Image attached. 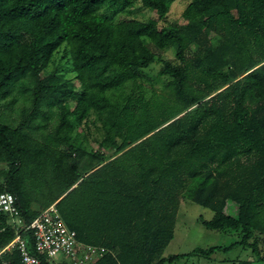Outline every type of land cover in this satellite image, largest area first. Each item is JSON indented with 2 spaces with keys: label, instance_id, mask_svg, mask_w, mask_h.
I'll return each instance as SVG.
<instances>
[{
  "label": "trees",
  "instance_id": "trees-1",
  "mask_svg": "<svg viewBox=\"0 0 264 264\" xmlns=\"http://www.w3.org/2000/svg\"><path fill=\"white\" fill-rule=\"evenodd\" d=\"M132 1L0 0V98L27 76L35 78L28 91L30 114H23L14 128L0 122V164L7 166L0 168V193L15 197L25 225L56 201L77 241L116 252L94 264H171L237 246L262 260L249 240L253 231L264 235V0H190L181 13L186 21L181 27L157 26L174 0H138L157 16L147 22L113 23L99 14L104 10L114 16L129 9ZM208 32L219 39L204 48L193 67L211 80L204 82L205 94L227 85L213 97L204 100L203 95L187 92L186 69L169 63L158 72L171 77L168 91L177 103L165 107L172 109L169 112L157 104L159 114H154L141 98L130 96L120 106L108 93L115 82L133 83L137 71L153 62L152 50L170 47L182 62L186 48ZM63 43L69 47L78 91L64 80L37 78ZM110 66L114 73H109ZM69 100L73 107L58 110V122L43 142L27 134L26 125L41 106L59 108ZM192 106L194 111L175 118ZM90 114L104 131L99 148L111 146L122 159L96 154L80 162L83 155L70 136V120L79 125ZM208 116L212 118L203 123ZM115 133L121 138L119 145L112 140ZM60 146L67 150H58ZM239 150L254 157L246 178L232 187L207 171L204 178L210 182L194 190L191 200L213 213L208 221L199 217L198 224L207 230L238 231L241 238L225 248L160 258L172 238L178 202L172 182L163 186L164 181L172 178L181 184L175 171L185 166L186 178H194L192 161L205 156L226 161ZM226 202L236 205L234 216L225 213ZM31 204L39 210H32ZM20 235L31 250L30 235ZM13 236L6 216L0 214V250ZM9 262L19 264L16 251L0 253V264ZM40 264L47 263L42 259Z\"/></svg>",
  "mask_w": 264,
  "mask_h": 264
},
{
  "label": "rangeland",
  "instance_id": "rangeland-1",
  "mask_svg": "<svg viewBox=\"0 0 264 264\" xmlns=\"http://www.w3.org/2000/svg\"><path fill=\"white\" fill-rule=\"evenodd\" d=\"M189 3L190 0H174L164 19L162 21H157V26L171 25L181 27L185 25L186 21L182 19L181 13ZM99 14L109 16L113 23L121 20L147 22L149 20L157 19L155 12L141 7L138 0H133L129 9L117 13L114 16H110V13L104 10L99 11ZM233 15L236 17L235 13H233ZM240 38L244 41V37ZM218 39L219 36H216L214 32H208L206 34L201 33L199 36V42H192L184 51V61L182 62L175 59L174 50L170 47L159 51L152 50L154 53L153 62L147 68L137 71L133 83L127 82L126 85L122 86L118 82H115V85L108 91V93L113 96L120 106L124 104L127 96H130L131 98H141L143 102L148 105V109L154 114H159V110L154 109L155 105L162 104L164 107L163 109H165V107H173L177 103H175V97L170 91H168V83L170 82L171 77L167 75L160 76L158 74L163 63H169L173 67L186 69L184 89L187 92L193 95H203L205 96L204 100H207L226 88L227 85L217 89L215 92L205 94L204 82L211 83V80L210 78L201 75L198 70L193 67V60L196 57L201 56L205 47L215 46ZM114 71L115 68L110 66L109 73H114ZM37 76L40 80L52 77L54 79L67 81L72 89L76 91L80 88L76 81L77 73L71 60L69 47L64 43L51 54L49 62L39 71ZM34 80V77L27 76L17 82L11 88V91L7 96L0 98V122L2 124L14 128L20 122L23 114L25 115L24 117L30 114L32 107L28 91L33 85ZM217 82L218 80L216 79V83ZM228 100L229 98H225V108L229 106ZM64 107L71 109L73 107V102L69 100L59 108L55 106H41L29 119L25 129L27 134L34 140L43 142L44 138L52 133L54 126L58 122V110ZM170 110L172 109H168V111L165 109L167 112ZM194 110L195 106H192L175 118L182 116L187 111L192 112ZM211 118L212 116H208L206 119L203 118V123L204 121H209ZM70 123L72 125L70 136L73 138L74 144L79 148L83 155L80 162L84 161L89 155L95 157L96 154H100L103 159L109 158V160H113L117 157L122 159V157L119 156L121 153L115 154L111 146L105 145L103 149L99 148L100 142H102L104 138V131L102 125L95 120V117L92 114L87 117L86 121H83L79 125L71 120ZM199 123H202V119L199 120ZM167 124L168 123L163 124L159 129ZM202 126L198 125V128L202 130ZM123 131L124 129L122 128L121 132ZM114 135L112 136V140L119 145L121 143V138H119L116 133ZM148 136L149 135L146 137ZM106 144L108 143L106 142ZM58 150L65 152L67 147L60 146ZM132 159L133 157L127 158L129 161H132ZM254 162L252 154H247L241 150L237 151L234 156L226 161H222L220 157L216 156H211V159L208 160V157L205 156L198 162H191L197 169V174L194 178H186V167L184 166L179 171H175V175L182 181L181 184L174 183L172 178H167L164 181L163 186H167L166 181L168 184H170V181L172 182L173 191L176 192L178 202L174 216L175 236L172 243L162 253V256H169L174 252H179V254L189 253L194 249L206 250L215 246L225 247L231 244L235 238L238 240L241 238L238 231L227 232V234H225L223 232L207 230L198 224L197 219L199 217L208 221L213 217V213L207 208L194 204L191 198L194 190L201 188L210 182V178L208 180L204 178V174L207 171H211L212 178L218 176L221 183H229L234 187L242 178H246V172L248 171L249 166L253 165ZM6 167L5 164L0 165V168L5 169ZM214 174L216 176H213ZM232 180H234V182ZM34 210L38 211L39 207L35 205ZM225 213L234 216L236 214V205L231 202H226ZM262 216L264 217V212L262 213ZM256 233L257 232L253 231L251 240H249L251 243H254L252 240H255V236H257ZM260 253L264 254V249H261ZM213 255L214 258L219 257L222 254L217 252ZM244 258L245 255L242 253L239 259Z\"/></svg>",
  "mask_w": 264,
  "mask_h": 264
},
{
  "label": "built area",
  "instance_id": "built-area-1",
  "mask_svg": "<svg viewBox=\"0 0 264 264\" xmlns=\"http://www.w3.org/2000/svg\"><path fill=\"white\" fill-rule=\"evenodd\" d=\"M0 214L6 216L14 234L0 253L16 251L19 264H40L42 259L47 264H94L105 255H115L113 248L77 241L74 230L60 213L56 201L39 210L25 225L19 217L15 197L8 192H1ZM21 232L30 235L31 250L21 238Z\"/></svg>",
  "mask_w": 264,
  "mask_h": 264
},
{
  "label": "crops",
  "instance_id": "crops-1",
  "mask_svg": "<svg viewBox=\"0 0 264 264\" xmlns=\"http://www.w3.org/2000/svg\"><path fill=\"white\" fill-rule=\"evenodd\" d=\"M34 206H35L34 204H31L32 210H34ZM174 229H175V223H173L172 238L169 240V242L161 250L160 258L168 257V256H162V253L172 243L173 238L175 236ZM210 231H216V230H210ZM218 232H223V233L227 234V232H232V231L224 230V231H218ZM256 234H257V236H255V240H252V241H254L255 247H256L258 254H259V257H261L262 260H256L255 257L251 254V252H249L250 251L249 249L242 247V246H237V247L230 249L228 252L214 251L206 257L194 255V256H191L187 259H185V258L179 259V260H177L171 264H175V263L176 264H237L238 262H243V261H246L249 264H263L264 254L260 253V250L264 249V235L260 234V233H256ZM250 240H251V238H250ZM237 241H238V239L235 238V240L232 243L237 242ZM249 243H251V242L249 241ZM215 247H220V246H215ZM225 247H227V246H225ZM225 247H220V248H225ZM199 250H201V249H199ZM202 251H205V250H202ZM217 252L218 253L220 252L222 255L219 257H214L215 258L214 259L213 254L217 253ZM242 253L245 255V258L239 259ZM184 254H187V253H180L179 254V252H174L173 254H171L169 256L184 255Z\"/></svg>",
  "mask_w": 264,
  "mask_h": 264
},
{
  "label": "water",
  "instance_id": "water-1",
  "mask_svg": "<svg viewBox=\"0 0 264 264\" xmlns=\"http://www.w3.org/2000/svg\"><path fill=\"white\" fill-rule=\"evenodd\" d=\"M74 187H75V185L72 186V188H74Z\"/></svg>",
  "mask_w": 264,
  "mask_h": 264
}]
</instances>
